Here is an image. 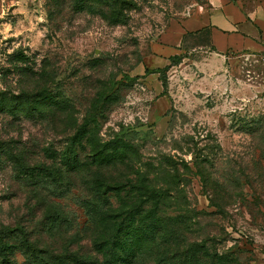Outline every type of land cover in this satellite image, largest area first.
<instances>
[{"label": "rangeland", "instance_id": "374dc122", "mask_svg": "<svg viewBox=\"0 0 264 264\" xmlns=\"http://www.w3.org/2000/svg\"><path fill=\"white\" fill-rule=\"evenodd\" d=\"M204 1L0 0V232L37 249L16 247L7 264H106L94 243L116 227L86 204L98 174L120 187L105 208L159 219L153 230H174L197 264H264V49L217 59L206 32L180 37ZM46 96L63 108L19 111ZM7 142L51 174L21 177ZM96 142L119 159L91 162ZM74 148L83 166L69 169ZM140 185L159 196L136 197Z\"/></svg>", "mask_w": 264, "mask_h": 264}, {"label": "trees", "instance_id": "16d2710c", "mask_svg": "<svg viewBox=\"0 0 264 264\" xmlns=\"http://www.w3.org/2000/svg\"><path fill=\"white\" fill-rule=\"evenodd\" d=\"M200 32H206L209 35V30L207 28L201 29L199 33ZM19 55L21 56V59L25 57V54L21 51L19 52ZM161 79L163 85H165V81L163 78ZM47 98L48 96L41 100L45 102L39 101L37 103L36 101L33 102V100L22 101V107L20 108L19 105V111H23L25 115H31L35 112L43 115L49 107H52L51 109L63 108V106H61L64 104L63 100H59V102L51 103L46 106ZM41 104H44V106L41 107ZM6 144L9 146L10 142H7ZM16 144L21 147H17V150H14L11 144L9 148H6V150H8L5 155H7V160L11 161L19 170L21 177L34 175L36 169H38L36 174L44 176L51 174L50 172L47 173L44 165H41L40 162L31 164L29 159L31 152L26 148L25 144L21 145L20 142H16ZM108 145L110 150L107 149ZM110 145L111 144L108 142H102L101 144H97V142L94 143L91 162L95 161V163H98L99 165L101 162L106 163L113 159H119V155H117V147L115 145ZM4 147L5 146L0 143V155L4 153ZM62 160V165L69 169H77V167L80 168L83 166V163L78 159V152L75 148L70 150L69 154L67 152L64 153ZM100 178L101 174H98L89 180L85 189L93 196V200H87L86 204L90 208L89 214L91 215L93 222L96 221V219L100 221L101 224L106 221H114L116 229L102 230V227V234L98 232L100 237L94 243L97 250L105 255L106 264H134L137 259L144 257L152 259L153 262L155 261V264H197L200 262L196 251L191 250V248L189 249V246L187 245H184L183 247L179 245L181 243L176 241L179 236L175 234L174 230H153V225L156 228L157 224L155 222H159V219L157 221H152V218L150 219L151 222L149 224H134V222L130 221L134 219L136 212L131 208L123 210L121 213L123 215H121L120 212L116 213V209L105 208V204L107 203V197L105 195L107 192L118 190L120 187L105 183ZM132 190L135 191L134 195L136 197L141 196L147 199H154L159 196L157 190L149 189L144 185L131 187L130 191ZM147 199L144 200V202L148 201ZM121 203H123V200ZM128 206L129 205L123 203V208ZM117 214H120L121 217L117 218ZM144 218L145 217H143L141 221H144ZM5 235H7V231L0 232V264L9 263V257L13 255L16 247H21L22 251L27 255L36 253L37 249L30 241H28V239L21 238L19 243H13L3 241ZM159 245L162 248H159Z\"/></svg>", "mask_w": 264, "mask_h": 264}, {"label": "crops", "instance_id": "0c3cea01", "mask_svg": "<svg viewBox=\"0 0 264 264\" xmlns=\"http://www.w3.org/2000/svg\"><path fill=\"white\" fill-rule=\"evenodd\" d=\"M180 24V37L209 30L208 49L216 55L210 57L226 59L230 58L227 52L264 49V5L260 3L247 6L240 0H205L195 4Z\"/></svg>", "mask_w": 264, "mask_h": 264}, {"label": "built area", "instance_id": "2783aa9c", "mask_svg": "<svg viewBox=\"0 0 264 264\" xmlns=\"http://www.w3.org/2000/svg\"><path fill=\"white\" fill-rule=\"evenodd\" d=\"M261 60H262V64L264 66V53H262V56H261ZM264 92V91H263ZM262 113L264 115V97H263V103H262Z\"/></svg>", "mask_w": 264, "mask_h": 264}]
</instances>
